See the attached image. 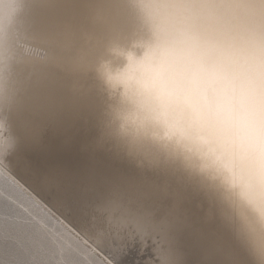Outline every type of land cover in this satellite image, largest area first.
<instances>
[{
    "label": "clouds",
    "instance_id": "1",
    "mask_svg": "<svg viewBox=\"0 0 264 264\" xmlns=\"http://www.w3.org/2000/svg\"><path fill=\"white\" fill-rule=\"evenodd\" d=\"M101 41L136 39L109 81L108 135L180 173L264 264V0H97ZM13 7L0 0V10ZM114 51L122 49H112Z\"/></svg>",
    "mask_w": 264,
    "mask_h": 264
},
{
    "label": "bare ground",
    "instance_id": "2",
    "mask_svg": "<svg viewBox=\"0 0 264 264\" xmlns=\"http://www.w3.org/2000/svg\"><path fill=\"white\" fill-rule=\"evenodd\" d=\"M8 2L13 7L8 11L0 10V178L33 206L45 210L42 215L45 224V219L50 217L60 224L62 228L58 232L62 231V235L56 234L63 237L66 246L78 244L84 248L89 243V236L105 246L110 237L107 238L106 231L94 227L92 231L86 230L88 227L80 223L89 236L84 234V238H79L81 235L78 234L77 237L74 233L78 232L70 230L69 221L54 217L55 212L46 208L44 201L42 203L35 194L36 190L25 186L14 173L15 169L23 167L52 170L65 162L72 167V161L63 158L65 155L71 159L76 157L85 103L78 100L74 88L82 73H89L93 54L90 43L79 50L80 36L85 31L84 25L80 24L79 7L75 0ZM125 5L128 10H134L131 4ZM120 8L121 29L125 22L136 23L134 14L125 18L123 5ZM97 14L101 31L107 27V18L100 5ZM15 33H19L17 37ZM48 37L55 41L44 52L35 42ZM24 38L36 46H26L33 55H21L22 50L16 42H23ZM104 47L110 52H104ZM98 49H102V57L98 60L97 73L108 95H105V114L99 120L102 135L98 140L100 149L110 152V159L100 166L111 189L104 203L106 218L116 227L131 224L143 236H158L160 242L156 250L160 258L157 264H250L243 245L217 218L202 192L180 173L150 164L145 158L129 156L111 141L108 135L111 89L108 84L127 51L122 49L119 40L115 43L105 41ZM100 159L104 161V156ZM51 220L49 223L53 224ZM94 245L84 249L82 258L90 260V264H109L97 257Z\"/></svg>",
    "mask_w": 264,
    "mask_h": 264
},
{
    "label": "rangeland",
    "instance_id": "3",
    "mask_svg": "<svg viewBox=\"0 0 264 264\" xmlns=\"http://www.w3.org/2000/svg\"><path fill=\"white\" fill-rule=\"evenodd\" d=\"M75 2L80 10V24L84 25L83 29L85 30L84 33L80 36V42L78 44L79 50L82 51L83 47H85L88 43H90V45L93 47V54L90 60L92 61V65L90 67L91 69H89V73H82V78L79 79L74 88L78 100L82 99L83 103H85V107L82 112L81 139L79 146L76 149V157L73 156L71 159L69 155H65V158H63L64 160L72 161V167H70L68 163L65 164V162L62 163L60 167H56V169L52 170L44 169L38 171L36 168H34L33 170V168L31 169V167H29V169L27 167H23L15 169L14 173L19 177V179L25 186H27L28 188L30 187L29 189H32L33 191L36 190V193H34L39 198H41L42 203L44 201L43 204L46 206V208L50 207L53 213L55 212L54 214H56V216L54 215V217L59 216L57 218L62 217V219L66 220L67 222L69 221L68 224H70L72 227L70 228V230L72 232H78H73L76 236L78 234L81 235L80 237L79 235L77 237L84 238V234L88 235L84 230L86 226L88 227L86 228V230L90 228L89 230L92 231L94 228H96L106 231L107 238L109 236L110 237L108 238V243L105 244V246L98 244L96 241L95 243L97 244L94 245V239L89 235V238L87 239H89L88 242L90 244L86 242L87 245L92 244L95 247L98 246L100 249L103 248L106 252L109 253V255L107 256H103V253L97 255V253H99V249L96 247L98 251H96V255L100 260H103V262H107L109 264H157L160 258L156 250L158 243L160 242V238L158 236H143L140 232L137 231V228L131 224H127L128 226H131H129L130 228L127 225H124V227L118 226V228L116 227V225L111 224L112 222H110L106 218L104 213L106 209V204L104 203L108 200L111 189L108 186L109 183L103 172L101 171L100 166L103 162H106L110 159V152L108 149H106V151L100 149L102 147L98 146V140L102 135L99 120L105 114V98L108 95H106L107 92L101 86L97 70L99 64L98 60H100L102 57V49H98V47H102V43L105 44V41H101L100 39V22L97 21L99 4L97 3V0H75ZM123 9L125 18L134 14V10H128L125 4L123 5ZM135 30L136 23L125 22L124 24H122L124 39L119 40V42L122 49H124L125 51H128L131 48L133 41L136 39V35L134 34ZM17 34L19 33H15L16 37ZM18 37L23 36L18 35ZM54 41L55 39L48 37L47 39L36 41L35 44H37L36 46L38 47L40 46L42 48V51L47 52L49 50V47L53 46ZM115 42L116 41H114V43ZM16 45L22 50L21 55L23 53L27 55L31 54L28 52V49H26V46H34L31 44V40L28 41L27 38H24L23 42H21L20 40L17 41ZM105 51L110 52L107 47H104V52ZM106 147L108 146H104L103 148ZM101 152H103V154ZM103 156L104 161L100 159ZM16 160H18V158ZM34 175L36 176L33 177ZM35 185L37 187H34ZM6 186L7 184L4 183V179L0 178V193L4 191V188ZM39 188L41 191L39 190ZM33 207L35 209L37 208V206ZM36 212L38 213L36 219L38 218L37 221H39L40 225L42 226L43 223L42 227L46 228V230L48 229L47 231H51L52 229L53 232L51 231L50 233L49 231V233L54 238H62V241V231L58 232V230H61L60 228H62L61 226H59L60 224H56L57 221H54L53 217H50L53 220H49H51V223H53L54 225L50 224V221H46V219L45 224L42 216L45 215V210L43 211L42 209L37 208ZM76 217L79 220L81 219L82 222L79 221ZM80 223H82V225H85L84 229H82V225ZM53 226L55 229L53 228ZM116 229L119 232L115 231ZM128 229H130V231H128ZM57 232L61 233V235L56 234ZM115 250H118L119 252H116ZM57 252L53 255L51 254L52 257L50 255L48 259H52L51 261L52 263L54 262L53 264H62L63 252L61 253V250H58ZM60 254L62 255L60 256ZM82 254L83 253H81V259L84 258H82V256H84ZM2 255L3 253L2 251H0V257H2ZM83 260L86 261V264H90V260L87 261L86 258H84ZM58 261L59 263H57Z\"/></svg>",
    "mask_w": 264,
    "mask_h": 264
},
{
    "label": "snow or ice",
    "instance_id": "4",
    "mask_svg": "<svg viewBox=\"0 0 264 264\" xmlns=\"http://www.w3.org/2000/svg\"><path fill=\"white\" fill-rule=\"evenodd\" d=\"M38 213L23 196L6 186L0 193V264H51L49 256L59 249L63 252L62 264H84L81 248L66 247L59 238H54L37 221ZM95 243V241H93ZM99 249L103 256L109 255Z\"/></svg>",
    "mask_w": 264,
    "mask_h": 264
}]
</instances>
